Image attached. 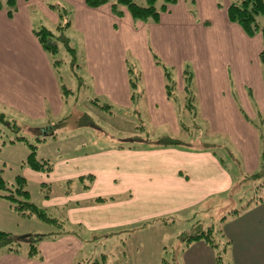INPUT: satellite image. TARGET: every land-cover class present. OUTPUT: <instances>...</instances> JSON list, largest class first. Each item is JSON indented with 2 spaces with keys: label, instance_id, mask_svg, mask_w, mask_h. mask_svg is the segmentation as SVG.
<instances>
[{
  "label": "rangeland",
  "instance_id": "rangeland-1",
  "mask_svg": "<svg viewBox=\"0 0 264 264\" xmlns=\"http://www.w3.org/2000/svg\"><path fill=\"white\" fill-rule=\"evenodd\" d=\"M84 1L86 4V0H17L16 11L11 17L8 15V6L0 10V90L4 92L9 86V82L3 81L8 79V72L17 74L20 60L18 53L23 49L22 46L30 48L29 42H33L24 34L26 26L33 31L35 38L38 36L34 33L43 29L54 34V38H51L58 42V52H46L45 58L33 57L31 65L35 67L34 72L42 75L45 81L46 66L51 65L60 95L64 98L60 109H54V105L47 102L40 115L26 113L18 104L15 93L9 99H0V117H4L3 120L0 119V177L9 187L6 190L0 189V231L11 234L17 241L26 242L19 248L22 255H27L25 253L30 249L29 243H34L39 251L36 256L38 259L45 258L42 242L58 241L63 236L76 235L83 246L76 251L74 264H92L96 260L101 264H180L182 252L187 245L185 236L212 228L215 240L220 242L215 252L217 254L222 251L224 257L226 244L221 228L223 220L232 217L234 211L243 210L252 199L264 198V178H250L257 172L247 173L249 169L246 160L235 142L224 133L214 131L211 120L203 116L200 94H203L202 85L207 87V83L199 81L200 73L196 68V62L203 61V58L198 60L196 55L190 56L186 53L189 47L185 46L189 42L185 35L189 36L192 48L193 43H202L214 50L220 43L224 26L216 23L217 15H211V11L204 12V16L210 17V22L204 28L198 27L196 37H192L189 29L190 18L177 15L172 19L161 20L162 13L161 19L155 23L162 24L160 30L169 24L182 23L184 26V39L178 44L185 52L177 59L171 54V50L157 51L153 45L152 53H149L151 56L146 53L145 42H151L149 29L144 31L137 26L135 35L131 36L128 32L124 34L123 28H120L119 34L113 35L114 68L124 64L126 60L129 95L132 100L128 105L122 68L116 69L114 78L118 101L108 95L104 86L98 82L97 77L103 82V69L106 68L103 64L108 62L105 59V48L98 51L97 45L106 43V39L103 38L101 29L92 25L94 23L91 20L85 22ZM134 1L140 6H146L148 2ZM216 1L219 7H225L238 0ZM113 2L115 0H111ZM164 3L165 0H157V8L160 9ZM193 12L191 11L196 16L197 24L201 23L202 19L196 7ZM259 22L264 25V17H259ZM179 28L181 29L180 26ZM125 30L130 31L128 23ZM65 38L73 52L66 47ZM32 44L31 49L34 51L35 44ZM249 51L252 50L249 48ZM151 60L164 73L166 85H169L167 94L169 89L172 92L174 100H171L178 111V132L172 125L157 127L152 121L147 106L148 95L152 94L145 90L147 74L150 78H156L149 71ZM167 72L170 80L165 75ZM202 78L205 81L203 70ZM158 84L153 81L150 86L155 89ZM52 87L50 84L46 91L55 93ZM187 88L191 94L187 93ZM246 94L257 114L259 108L256 107V99L260 95L259 90H251L249 86ZM232 97L243 118L261 128V117L257 114L251 119L247 111L250 116L248 117L240 105L239 95ZM262 118L264 119V115ZM46 129L50 130L49 137ZM31 146L37 147L38 160H48L51 163L48 166L52 170L35 171L26 164ZM155 146L164 147L163 150H194L193 153L207 151L219 159L234 177L232 192L216 196L207 203L201 202L195 208L194 205H184L178 212H164L161 209L164 205H161L159 199L158 202L155 200L150 205H143L145 212L137 204L136 213L142 215V219L126 226L107 227L108 223L114 222L115 216H119L122 221L128 216L131 219L133 213L115 211L111 206V197L96 194L95 179L91 176L80 178L76 176L77 172H92V168H99L105 175H109V171H112L110 166L122 162L123 156L130 153L129 148L143 150ZM261 146L263 151L264 139ZM121 151L127 152L120 155ZM93 152L99 153L85 160V154ZM100 157L103 158L99 159ZM262 162L263 159L261 165ZM69 175L76 177H68ZM18 177L27 180L24 189L30 193L29 201L44 209L50 217L59 219L61 227L35 216H22L13 209L4 195L14 194L17 199L28 201L18 193ZM98 190L104 191L102 187ZM99 198L105 199L106 206L103 203L101 205L106 211L102 215H95L94 226L86 221L84 226L77 225L75 221L81 216L85 219L93 218V209ZM125 198L127 197L119 196L118 200ZM76 200L80 203L75 202ZM83 209H87L86 214H81ZM96 224L100 226H95ZM104 255L107 258L102 262Z\"/></svg>",
  "mask_w": 264,
  "mask_h": 264
},
{
  "label": "crops",
  "instance_id": "crops-1",
  "mask_svg": "<svg viewBox=\"0 0 264 264\" xmlns=\"http://www.w3.org/2000/svg\"><path fill=\"white\" fill-rule=\"evenodd\" d=\"M189 5L187 0H179L160 19H172L177 15L190 18L189 29L192 37H196L198 27L204 28L206 23L210 22L208 20L210 17L204 16V12L211 11V15H217L216 23L224 26L220 35V43L215 46L214 50L202 43H193L194 47L192 48L189 36L185 35L189 42V45L186 43L185 46L189 47L186 53H189L190 56L196 55L198 60L203 58V61L196 62V68L200 73L199 81L207 83V87L202 85L203 94H200L202 95L203 116L211 120L214 131L224 133L235 142L246 160L249 169L247 173L257 172L264 156L261 146V141L264 139V119L262 118L264 115V63L260 59V54L264 49L263 36L259 34L251 38L239 25L231 23L227 13L230 5L219 7L216 0H196L194 5H190L191 7ZM195 7L202 19L199 24L196 22V16L191 13ZM83 10L85 11H83L85 22L88 23L91 20V23H94L92 25L100 28L103 38L106 39V43L97 45L98 51L105 48V59L108 62L103 64L106 66L103 69V82L101 83L98 77L97 79L99 84L104 86L106 93L117 101L119 95L114 81L117 68H122L127 104L130 105L132 101L129 95L130 87L127 79L129 71L126 60V63L124 62L120 66L116 65L114 68L113 37L119 34L120 28H123L124 34L128 32L131 36L135 35L137 26L144 31L149 29L151 42L149 41V44L145 42L146 53L149 56H151L149 53H152V45L157 51L167 50L166 52H168L171 50L175 59L185 52L178 44L182 43L184 39L182 23H180L181 25L178 23L169 24L160 30L161 23L135 22L127 11H124L123 17H118L113 13L111 4L90 8L84 1ZM127 23L130 31L125 30ZM24 28V34L31 41L33 40L32 43L35 44L36 50L31 49L33 44L30 42V48L22 46L23 49L18 53L20 60L18 61L17 74L6 71L9 75L8 79L2 80L9 82V86L4 92L0 90V94H2L0 99H9L15 93L18 104L28 114L40 115L47 102H51L54 109H60L64 98L60 95L53 67L47 64L45 70L47 81H45L42 75L34 72L35 67L31 65L33 57L45 58L47 51L42 47L39 39L32 35L33 31L26 26ZM109 39H111L110 42ZM249 48L252 51H249ZM202 70L206 75L205 81L202 78ZM149 71L156 75V78L153 79L154 77L150 78V75L146 73L147 88L145 90H149L152 94L147 98L152 121L157 127L172 125L173 129L178 132V111L174 102L168 97L164 73L152 60ZM153 81L159 83L155 89L150 86ZM50 84H52L55 93L46 91ZM249 86L251 90L258 89L260 93L257 95L256 107L259 108L257 114L262 119L263 126L261 128L243 118L232 97V95H239L240 105L246 114L249 112L251 115L250 117L248 113L247 116L251 119L255 118L257 114L246 94V89ZM40 90L43 91L40 92ZM48 134H50V130L46 129L47 137H49ZM155 147L143 150L129 148L130 153L123 156L122 162H116L117 165L110 166L112 171H109L108 176L99 168H92L90 170L92 172H77L76 176L80 178L91 176L95 179L96 194L111 197V206L115 211L133 213L131 219L128 216L122 221L119 220V216L117 218L115 216L114 222L108 223L107 227L126 226L128 223H135L137 219H142V215L139 216L136 213L135 205L137 204H139L140 210L145 212L143 205H150L155 200L158 202L157 199H159L161 205H164L163 208L161 207L164 212H178L184 205L190 207L194 205L195 208L201 202L207 203L216 196L232 192L235 184L234 177L219 159L207 151L193 153L194 150H163L164 147ZM124 152L121 151L119 154L124 155L121 154ZM97 153L99 152L85 154V160L90 159L89 157L92 158ZM101 158L103 157L99 159ZM76 176L69 175L68 177ZM101 187L104 191L98 190ZM119 196L127 198L119 201ZM75 202L80 203L79 200ZM104 204L102 205L106 206ZM102 205L98 203L94 207L92 219H85L81 216L79 220L75 221L76 224L84 226L86 221L90 226H94L95 215L99 213L102 215L106 211ZM147 210H151V208H147ZM82 213L86 214L87 209L81 210ZM95 226H100V224ZM221 228L226 244L224 253L226 264H264V202L250 207L236 217L228 218L221 223ZM41 244L44 259L31 258L27 254L28 252L25 253L27 255H22V253L3 248L0 249V264H74L77 256L76 251L83 246L76 235L63 236L58 241L50 240L48 243L42 242ZM216 259L213 247L204 241H197L183 250L180 264H217Z\"/></svg>",
  "mask_w": 264,
  "mask_h": 264
},
{
  "label": "trees",
  "instance_id": "trees-1",
  "mask_svg": "<svg viewBox=\"0 0 264 264\" xmlns=\"http://www.w3.org/2000/svg\"><path fill=\"white\" fill-rule=\"evenodd\" d=\"M157 0H148L146 6L138 5L134 0H115V2L111 3V0H86L87 6L90 8H98L106 4H111L112 11L118 17L124 16V11L129 12L131 17L135 22H143V23H157L160 20L161 14L166 13L169 11L170 7L177 4L179 0H165V3L159 9L156 6ZM189 1V0H187ZM190 5H194L196 0H190ZM16 4L17 0H0V10H3L6 6H8V15L11 17L13 13L16 11ZM123 8V9H122ZM228 18L231 23L239 25L243 31L247 34V36L253 38L257 35L261 34L263 36L264 42V25H261L259 22V17H264V0H238L235 3H232L227 10ZM38 36L39 42L41 43L42 47L49 53H57L59 50L58 42L52 40L54 38V34L47 29H43L42 31L35 32ZM52 37V38H51ZM66 47L73 52V50L68 45V40L65 38ZM261 62L264 63V49L260 54ZM167 79L170 80V74L167 72L165 74ZM133 83V82H132ZM133 87H136L135 84H132ZM169 88V85H167ZM191 94V91L187 88V93ZM168 97L173 99L172 92L170 89L168 90ZM190 108L192 105L189 106ZM4 117H0L3 120ZM21 139V138H20ZM23 139V138H22ZM174 141V140H173ZM208 145V144H207ZM46 162V163H45ZM26 164L29 165L35 171H50L52 167H49L51 163L47 160H38L37 158V147L31 146V153L29 154ZM50 164V165H49ZM49 165V166H48ZM225 167V166H224ZM227 169V168H226ZM253 180H260L264 178V156L261 168L257 173L252 175ZM26 178L18 177L17 185H18V193L19 195L27 198L28 201H22L17 199L15 195L5 196L11 202V206L13 209L18 212L20 215L25 217H32L35 216L40 220L53 223L57 226L61 227V222L59 219L50 217L47 212L40 208L35 203L29 201L30 193L24 189L26 186ZM6 182L0 177V189H8ZM98 203H105V199L99 198L97 200ZM264 202V198L258 197L257 199H252L249 201L248 204L245 206L243 210H236L232 214V217H236L241 213L248 210L250 207ZM230 218V217H229ZM228 219V218H227ZM227 219H224L223 222ZM66 222V221H65ZM38 237H42L38 235ZM187 237V238H186ZM185 241L187 242L186 247L195 243L197 241H204L209 244L211 247L216 249L219 247L220 242L215 240L213 229L209 228L208 230H200L194 232V234H190L189 236H185ZM26 243L25 241H17L11 234L0 231V249H8L9 251H13L16 253H21L20 247L22 243ZM30 249L28 251V255L31 258H36L38 256L39 251L34 243H29ZM225 253V246L224 251ZM217 264H226L224 257L222 256V251L218 252L217 254ZM106 255L103 256V261H106ZM92 264H101L100 261L96 260Z\"/></svg>",
  "mask_w": 264,
  "mask_h": 264
}]
</instances>
